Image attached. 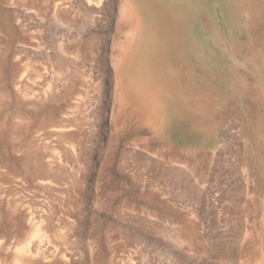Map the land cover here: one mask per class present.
Here are the masks:
<instances>
[{"label":"rangeland","instance_id":"374dc122","mask_svg":"<svg viewBox=\"0 0 264 264\" xmlns=\"http://www.w3.org/2000/svg\"><path fill=\"white\" fill-rule=\"evenodd\" d=\"M127 4L0 0V264L25 250L36 264H264L263 63L234 48L246 17L210 5L216 39L188 26L210 54L186 87L179 64L157 67L153 123L122 93Z\"/></svg>","mask_w":264,"mask_h":264},{"label":"bare ground","instance_id":"6f19581e","mask_svg":"<svg viewBox=\"0 0 264 264\" xmlns=\"http://www.w3.org/2000/svg\"><path fill=\"white\" fill-rule=\"evenodd\" d=\"M127 5L129 10L123 12L122 18L125 20L123 27L128 30V36L131 34L130 29L135 27L133 29L135 35L132 36L135 40L132 41L129 55L127 54L125 57V63L121 68V87L124 98L128 97L125 99L127 100L125 106L136 107L137 111L143 110L144 114L138 113L141 115L140 118H144L145 115L148 121L153 118L152 122L157 123L158 119L162 120L165 116L163 109L161 110L164 101L160 102L162 91L156 93L157 88H153V77L160 78L161 76H158L159 69L157 67L160 68L161 65L168 62L179 64L174 65V67L184 77L186 76L185 79L182 78L183 80H181L186 87L189 85L186 81L187 76L191 77L192 74L194 78L197 69L205 62L203 60L206 55L210 54L208 40L206 42L207 48L203 45L201 47L193 46V44L191 45V35L193 36V34L188 31V26L194 23L197 27L196 31L192 29L195 36L201 32L205 36L208 35L209 40L216 39L218 33L210 5H213L214 8L216 5H220L223 12L228 13L230 20L240 22L243 17H246L245 29L248 31L250 41L247 45L235 43L234 48L237 51L240 50L239 54L243 52L244 48H249L252 57L258 56L262 61L264 71V39L258 34V29L254 28L255 23L257 26L264 24V0H128ZM197 20H200V23H197ZM208 32L209 34H207ZM158 35H161L159 39ZM233 36L236 35L233 33ZM174 37L179 38L177 41L179 44L177 42L174 44ZM196 37L198 38V36ZM169 45H172V52L177 53L178 58L166 51ZM169 68L172 69L173 66ZM262 76L264 80V72ZM128 111L130 110L128 109ZM159 113L161 117H158L157 114ZM128 116L131 115H127V118ZM42 244L41 241L40 246ZM19 257L20 259L23 258L26 264H36V256L32 255L29 250L20 252Z\"/></svg>","mask_w":264,"mask_h":264}]
</instances>
